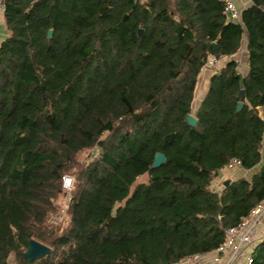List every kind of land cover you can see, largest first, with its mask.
<instances>
[{"label":"trees","instance_id":"trees-1","mask_svg":"<svg viewBox=\"0 0 264 264\" xmlns=\"http://www.w3.org/2000/svg\"><path fill=\"white\" fill-rule=\"evenodd\" d=\"M0 13V264H206L264 203V0L237 22L223 0H0ZM209 58L226 61L190 127ZM232 161L258 169L212 189ZM73 170L59 232L46 221ZM29 240L52 253L24 261ZM251 246L264 264V236Z\"/></svg>","mask_w":264,"mask_h":264},{"label":"built area","instance_id":"built-area-1","mask_svg":"<svg viewBox=\"0 0 264 264\" xmlns=\"http://www.w3.org/2000/svg\"><path fill=\"white\" fill-rule=\"evenodd\" d=\"M225 3V13L227 18L231 21H239V13L234 7L233 0H223ZM1 17V13H0ZM241 66L240 62H237ZM207 67H210L212 73L217 71L221 66L215 58H209L207 62ZM236 161L230 162L227 168L238 167ZM62 187L68 193L72 188V178L69 176H64L62 178ZM264 217V203L258 205L250 214V216L243 220L240 225L236 228L230 229L225 232L226 242L219 249L217 254L221 252L222 254L227 253L228 255L221 264H236V259L245 256L246 263L249 264L248 253L245 250L252 244V236L255 233L257 227L260 225L262 218ZM237 259V261H238ZM192 260L193 262H201L199 256H194L192 258H187L184 262ZM215 260H218L217 257ZM215 260L214 264H215Z\"/></svg>","mask_w":264,"mask_h":264},{"label":"rangeland","instance_id":"rangeland-1","mask_svg":"<svg viewBox=\"0 0 264 264\" xmlns=\"http://www.w3.org/2000/svg\"><path fill=\"white\" fill-rule=\"evenodd\" d=\"M0 24H1L0 25V38L2 39L5 36V30L3 28V20H2L1 17H0ZM211 72H212L211 69H209L208 67H204L202 69L199 77H198V83H197V86H196L194 99H193V104H192V112H191L192 115L195 112L197 105L200 104L201 100L204 97L202 95L204 94V91L206 89V80L209 78V76L211 77V75L213 74ZM94 157H95V152L93 151V149L92 150H87V151H84V152L78 154L77 157H76V161H77L78 164H87ZM73 173H74V170L71 171L67 176L72 178L73 184H74V175H73ZM240 175L241 174L239 172L237 173L236 169H235L234 173L230 174V176L231 177L234 176V178L236 176L240 177ZM214 181L212 182V189L217 187L216 190H220L223 187L221 185L222 180H220L219 182L217 181V183H214ZM146 182H147V176L145 175V176H142V177L138 178L137 181H136V184H138V183H146ZM69 195H70V192H68V193L64 192V194H60L54 200V205H55L56 211L51 213L47 217L46 223L48 225L55 226L58 231L60 230L59 232H61V230H63V228L67 226L68 221H69V217H68V214H67V208H68V203H69ZM249 249L251 250V248H247L245 251L247 253H249ZM63 254H64L63 251H59V253L56 256V260H59L63 256ZM219 255L220 254L214 253L211 257H207V259H209V260H208V262L206 264H214L213 259L215 260L216 257H217L218 260H215V264H221L223 261H225L227 255H228V252L224 253V254H222L220 256ZM241 258H243V257H241ZM237 259H236V263H237ZM8 263L9 264H19V262L17 261V259L15 258V256L13 254H10V256L8 257ZM179 264H195V263H193L192 260H189L187 262H182V263H179Z\"/></svg>","mask_w":264,"mask_h":264},{"label":"crops","instance_id":"crops-1","mask_svg":"<svg viewBox=\"0 0 264 264\" xmlns=\"http://www.w3.org/2000/svg\"><path fill=\"white\" fill-rule=\"evenodd\" d=\"M233 2H234V7L237 10V12L239 13V17H240L241 12L249 5V0H233ZM239 20H240V18H239ZM232 59H234V60H240L242 62V69L244 71H246V53L244 52V49H241V51L237 55H235L234 57H232ZM225 61H226V59L224 58V59L219 60L218 62L220 64V66H223L224 63H225ZM208 68L210 69V67H208ZM209 80H210V76L206 80V89H205L204 94L202 96H205V94H206V91H207L208 86H209ZM198 106L199 105H197L196 108H198ZM235 169H236L237 173L239 172L241 174L240 177H237L236 176L237 178H242L243 177V178L249 179L250 176L258 168L253 169L251 171H245V170L240 169L239 167H231V168H227L226 167L225 169H223L219 173L218 178L215 179L214 183H217V181L219 182L220 180H222L221 185L223 186L226 181L236 179V177L234 178V176H232V177L230 176L231 173H234ZM216 188L217 187H215L214 189L216 190ZM263 236H264V217L262 218V221H261L260 225L257 227L255 233L252 236V244L251 245H253L255 242H257L258 240H260V238L263 237ZM246 254H247V252H246ZM240 258H239V260L237 261L236 264H242L243 258H241V259ZM208 260L209 259H206L204 261L207 262Z\"/></svg>","mask_w":264,"mask_h":264},{"label":"water","instance_id":"water-1","mask_svg":"<svg viewBox=\"0 0 264 264\" xmlns=\"http://www.w3.org/2000/svg\"><path fill=\"white\" fill-rule=\"evenodd\" d=\"M142 33L141 30L138 31V35H140ZM47 37L48 39L51 38V31H49L47 33ZM214 51L216 52V47L214 46ZM239 102L236 105V110L239 111L242 106V100H243V91L241 90L239 92ZM186 122L190 127H195L197 124V120L194 118V116L192 114L187 115L186 117ZM165 162V156L162 153H156L154 155L152 164H151V168L152 169H156L159 168L160 166H162ZM228 183V181H226L224 183V185H226ZM52 253V250L50 248H48L47 246L35 241V240H29L28 244H27V248L25 250V252L23 253V259L24 261L31 263L34 260L40 259L44 256L50 255Z\"/></svg>","mask_w":264,"mask_h":264}]
</instances>
